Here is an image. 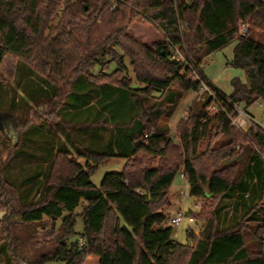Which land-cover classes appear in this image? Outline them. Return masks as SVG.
Listing matches in <instances>:
<instances>
[{
  "label": "trees",
  "instance_id": "obj_1",
  "mask_svg": "<svg viewBox=\"0 0 264 264\" xmlns=\"http://www.w3.org/2000/svg\"><path fill=\"white\" fill-rule=\"evenodd\" d=\"M111 1L0 0V88L19 69L14 58L24 62V81L36 74L40 89L73 75L62 107L74 117L63 126L70 145L63 142L53 156V146H43L46 169L19 181L10 174L12 162L24 155L30 163L36 154L26 153L13 135V115L0 114V231L6 240L0 252L20 264H264L263 131L237 129L225 112L210 114L209 102L196 101L177 125V140L168 124L184 95L200 90L201 79L233 104L248 108L264 100V44L249 37L252 27L264 30V0H116L110 10ZM136 19L144 23L131 32ZM235 40L228 64L245 71L247 81L233 78L226 94L203 64ZM176 50L192 65L175 58ZM112 63L117 67L109 72ZM221 136L226 140L217 146ZM8 139L15 154L4 157ZM111 157L126 162L96 185L93 173ZM179 171L191 196L220 200L229 225L199 237L189 230L187 243L173 238L162 209L171 204ZM83 204L82 237L69 241ZM47 223L50 237L41 240L38 228ZM249 229L256 250L246 242Z\"/></svg>",
  "mask_w": 264,
  "mask_h": 264
},
{
  "label": "rangeland",
  "instance_id": "obj_2",
  "mask_svg": "<svg viewBox=\"0 0 264 264\" xmlns=\"http://www.w3.org/2000/svg\"><path fill=\"white\" fill-rule=\"evenodd\" d=\"M64 3V2H63ZM116 6V0H112L110 4V10L114 9ZM61 13L58 11L51 20L49 26H53L59 20ZM144 21L142 19H136L130 25V31L133 32L136 28H139ZM50 27L45 29V36L50 38ZM249 37L251 39H256L261 44H264V30L259 29L257 27H252ZM95 40V39H94ZM94 40L92 42H94ZM238 40L233 41L227 47L215 51V53L209 55L203 64L204 71L209 77L218 84L220 88H222L225 92L232 93L233 87H231V80L235 77L240 78L242 81H247L246 72L240 68L229 65V61L232 58L233 48L237 44ZM126 63L129 67V75L135 79V74L133 73V68L130 65L131 59L126 56ZM19 62V69L15 74V77H10L7 80V83L4 88H0V114H5V112L13 115V135L19 136L21 143L24 145L22 149L26 153H35L36 158L32 162L25 163L24 155H18V159L13 161L12 164L15 166L10 170V174L12 178L20 179L21 176H28L30 172L34 169H46L47 162L45 161V155L42 153L43 146L51 147L53 146L52 156L58 151L59 146L66 142L64 138V133L66 132L63 129L65 125V120H73L72 115H66L64 108L62 107V103L66 97V94L70 90L71 81L73 79V75H66L64 80H57L56 87H51L48 85H43L40 89L38 88L42 83L37 77L36 74L30 75L28 80L24 81V72L20 70V67L24 64L19 59H13L12 62ZM27 63V62H26ZM27 65H29L27 63ZM117 65L112 63L111 69L109 72L116 69ZM100 67L97 66L94 68L93 72L97 73L100 71ZM27 70H25L26 72ZM35 83V85H34ZM135 85H139V82L136 81ZM57 93L58 95H56ZM197 93L195 91L187 92L184 95L182 101L178 104V108L173 117V121H176L185 110L191 106L193 101H196ZM51 98V99H50ZM197 102V101H196ZM202 102V101H200ZM199 102V103H200ZM242 108L246 109L245 103H242ZM248 110L254 115L256 118V125L260 130L264 133V100H257L248 106ZM209 111V110H208ZM210 114H214L209 111ZM187 114V112H186ZM185 114V116H186ZM3 116V115H0ZM4 118V116H3ZM185 118V117H184ZM181 120V119H180ZM179 120V122H180ZM172 121V130L170 134L175 137L177 140L178 136H176V128L178 123ZM169 122V121H168ZM171 122V121H170ZM177 124V125H176ZM176 126V127H175ZM76 136V134L74 135ZM78 136V134H77ZM76 136V138H77ZM226 140L225 136H221L217 138L214 142L218 146V144L223 143ZM10 146V149L4 153V157L12 156L15 154L13 150V139L7 140ZM54 142V143H53ZM54 145H53V144ZM70 145L69 142H66ZM206 143V142H205ZM70 147V146H69ZM81 147V146H80ZM74 158L79 159L82 163H85V159L76 155ZM126 162L125 158H109L104 163L100 164L99 167L95 170L92 175V180L96 185L101 183L104 175L108 171H120ZM31 165L30 167H28ZM25 168L27 170H22L20 168ZM241 170V168L239 169ZM7 175H9L8 171H5ZM15 183L16 180H13ZM20 181V180H19ZM173 186L171 189V204L162 209V211L168 216V219L165 223L166 226H171L173 228L174 236L173 238L181 243L188 242L187 231L191 230L194 234L199 237L202 234L203 230H212L216 232L222 228H225L227 225L231 223L229 217H226L225 211L220 209L221 202L220 200H209L203 198V200H199L203 203L202 211H197L195 207V203L198 201L194 196H184L185 192H190V184L188 181L182 177V171H179L175 179L173 181ZM85 204L80 206L77 209L78 217H77V225H76V234L69 241L78 240L82 237V232L84 230V223L81 217V212L83 211ZM182 210V212L187 215L191 213L195 216V221L189 222L188 219H184V221L180 225L171 224L170 220L173 215H175L178 211ZM4 210L0 208V220L3 217ZM47 220V219H46ZM47 220L46 222H48ZM59 225V223L57 224ZM255 224L251 225L254 227ZM51 228L50 223H47L46 226H40L38 228V238L41 240H46L50 236L47 234V231ZM16 234L25 236L26 231L23 227L14 228ZM253 230L247 232L246 234V242L248 245L252 247V249L256 250V245H254L252 240ZM6 242L5 235L2 231H0V244ZM0 264H20L16 260L14 261L7 253L0 252ZM47 264H64V262L51 261Z\"/></svg>",
  "mask_w": 264,
  "mask_h": 264
},
{
  "label": "built area",
  "instance_id": "obj_3",
  "mask_svg": "<svg viewBox=\"0 0 264 264\" xmlns=\"http://www.w3.org/2000/svg\"><path fill=\"white\" fill-rule=\"evenodd\" d=\"M248 27H249V24L243 25L241 27L240 34L243 36H246L248 32ZM176 51H177L176 55L174 56L175 58H177L178 60L184 61L190 66L192 65L191 62L186 57L182 56L179 50H176ZM200 78L201 77L197 75V79L200 80ZM196 93H197L196 95L197 102H200V101L209 102L208 110L213 113H217V111L225 112L228 118L231 120L232 125L236 127L237 129L247 131L251 127L258 128L254 118H252V116L249 114V112H247L246 109L242 108L241 104H238V103L233 104L228 99L226 100L220 99L217 92H215V90L211 88L205 80L201 79L200 90ZM232 104H233V110L229 112L228 107L230 105L232 106ZM182 177L185 179V176L183 173H182ZM190 195H191L190 192L184 193V196L186 198L187 196H190ZM195 207L197 208V211H201L203 209V203L198 200L195 203ZM184 219H188L189 222H193L195 221V216L192 215L191 213H188L187 215H185L182 212V210H180L175 215L172 216L170 222L172 225L173 224L180 225L184 221Z\"/></svg>",
  "mask_w": 264,
  "mask_h": 264
},
{
  "label": "crops",
  "instance_id": "obj_4",
  "mask_svg": "<svg viewBox=\"0 0 264 264\" xmlns=\"http://www.w3.org/2000/svg\"><path fill=\"white\" fill-rule=\"evenodd\" d=\"M237 43H238V41H237ZM236 46V45H235ZM233 50H234V48H233ZM232 58H233V53H232ZM231 58V59H232ZM231 61V60H230ZM205 72V71H204ZM205 74H206V72H205ZM206 76L208 77V79L210 80V82L215 86V87H218V88H220L219 86H218V84L217 83H215L210 77H209V75H207L206 74ZM244 82V81H243ZM232 87V86H231ZM220 89H222V88H220ZM223 90V89H222ZM224 91V90H223ZM225 92V91H224ZM226 94H231V93H228V92H225ZM250 106V105H249ZM246 110H247V112H249V114L252 116V118H254V120L256 119L255 117H254V115L248 110V108H246ZM186 112H187V109L185 110V113L183 112V114L176 120V121H173V117H174V115H175V113H176V111H175V113L173 114V116L168 120L169 122H168V124L170 125V131L172 130V121L173 122H175V123H178L179 122V120L180 119H182V118H184L185 117V114H186ZM171 121V122H170ZM255 122H256V120H255ZM177 125V124H176ZM176 127V126H175Z\"/></svg>",
  "mask_w": 264,
  "mask_h": 264
}]
</instances>
